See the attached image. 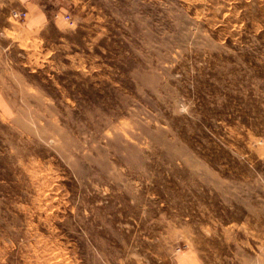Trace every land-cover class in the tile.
<instances>
[{"label": "rangeland", "instance_id": "rangeland-1", "mask_svg": "<svg viewBox=\"0 0 264 264\" xmlns=\"http://www.w3.org/2000/svg\"><path fill=\"white\" fill-rule=\"evenodd\" d=\"M0 264H264V0H0Z\"/></svg>", "mask_w": 264, "mask_h": 264}, {"label": "built area", "instance_id": "built-area-1", "mask_svg": "<svg viewBox=\"0 0 264 264\" xmlns=\"http://www.w3.org/2000/svg\"><path fill=\"white\" fill-rule=\"evenodd\" d=\"M20 13H15V15L17 16V15H19Z\"/></svg>", "mask_w": 264, "mask_h": 264}]
</instances>
